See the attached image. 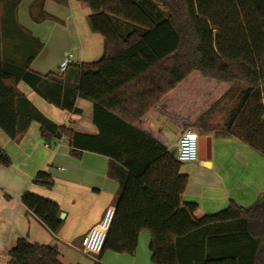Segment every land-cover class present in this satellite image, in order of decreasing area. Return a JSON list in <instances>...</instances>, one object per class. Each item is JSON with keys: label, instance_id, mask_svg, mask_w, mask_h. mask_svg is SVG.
I'll list each match as a JSON object with an SVG mask.
<instances>
[{"label": "trees", "instance_id": "1", "mask_svg": "<svg viewBox=\"0 0 264 264\" xmlns=\"http://www.w3.org/2000/svg\"><path fill=\"white\" fill-rule=\"evenodd\" d=\"M45 1L33 6L42 9ZM77 1L91 10L89 24L104 37V53L96 62L71 64L64 74L31 70L39 51L23 64L6 59L0 23V128L18 141L36 121L48 145L66 139L75 157L90 151L109 158L108 176L119 189L95 264H105L106 251L134 256L144 230L151 233L154 264H264V193L248 207L232 202L197 217L198 204L183 199L189 177L176 152L140 126L168 99L188 101L182 115L170 117L181 131L233 100L219 134L264 156V0ZM22 81L74 114L82 113L77 99L90 101L98 133L57 124L19 89ZM10 164L0 151V166ZM34 182L54 185L47 171ZM22 201L53 233L60 231L59 204L30 191ZM8 255V264H64L57 247L27 238Z\"/></svg>", "mask_w": 264, "mask_h": 264}, {"label": "crops", "instance_id": "2", "mask_svg": "<svg viewBox=\"0 0 264 264\" xmlns=\"http://www.w3.org/2000/svg\"><path fill=\"white\" fill-rule=\"evenodd\" d=\"M34 1L0 0L2 51L6 59L23 64L39 51L30 69L45 75L51 71L59 73L60 63L67 53L74 55L75 65L96 62L102 57L104 37L91 29L89 7L77 0H68V5L46 0L41 9L33 6ZM46 13L51 17L46 18ZM18 87L57 124L78 132L98 133L91 102L77 99V107L82 112L89 111V118L84 120L82 113L74 114L50 104L26 82H20ZM186 104L188 101L183 97L178 103L165 100L140 126L174 152L185 129L181 131L170 117L182 115ZM215 110L205 114L197 125H207L214 118ZM224 124L225 121L216 125ZM219 131L222 128L216 127L203 134L212 137L211 156L186 163L181 170L189 177L183 199L198 204L195 215L199 218L222 211L232 202L248 207L264 193V156L238 138L219 134ZM0 151L11 158L9 166H0V264L9 263L8 252L20 238L57 247L64 264H95L97 255L83 252L82 239L101 221L109 206L115 207L119 183L108 176L109 158L90 151L75 157L66 139L48 145L36 121L18 141L0 128ZM40 171L50 173L54 179L52 187L34 182ZM26 191L59 204L63 225L58 233H53L26 207L22 201ZM150 241L151 233L144 230L134 256L106 251L101 261L105 264H154Z\"/></svg>", "mask_w": 264, "mask_h": 264}, {"label": "built area", "instance_id": "3", "mask_svg": "<svg viewBox=\"0 0 264 264\" xmlns=\"http://www.w3.org/2000/svg\"><path fill=\"white\" fill-rule=\"evenodd\" d=\"M74 55L67 53L59 66V73L64 74L73 63ZM200 134L195 130L183 131L177 142V159L182 163L197 162L200 160ZM115 207L109 206L101 221L93 226L82 239L84 253L98 255L102 252L108 230L115 216Z\"/></svg>", "mask_w": 264, "mask_h": 264}, {"label": "rangeland", "instance_id": "4", "mask_svg": "<svg viewBox=\"0 0 264 264\" xmlns=\"http://www.w3.org/2000/svg\"><path fill=\"white\" fill-rule=\"evenodd\" d=\"M86 101H88V100H86ZM88 102H90V101H88ZM233 106H234V101L233 100H227L226 102H223L220 106H218L216 108V110L214 112V118L211 119L207 125H205L204 127L203 126H200L199 127L198 125H193V126H190V127L186 128L185 130L192 129V130H195L200 135H203L205 132L211 131L212 129H214L216 127H217V129H221L224 125L223 126L222 125L221 126H218L216 124H221L224 121L226 122L227 117H228V113H229L230 109ZM81 115L83 116V119L85 120V119H87V117L89 118V111L88 112L87 111H84V112H82ZM211 121H212V123H211ZM213 131H216V130H213ZM216 132H218V131H216ZM174 152L177 153V146H176ZM185 166H186V163H182L181 170L184 169Z\"/></svg>", "mask_w": 264, "mask_h": 264}, {"label": "water", "instance_id": "5", "mask_svg": "<svg viewBox=\"0 0 264 264\" xmlns=\"http://www.w3.org/2000/svg\"><path fill=\"white\" fill-rule=\"evenodd\" d=\"M199 143H200V160L209 158L211 156V151H212V137L200 135Z\"/></svg>", "mask_w": 264, "mask_h": 264}]
</instances>
